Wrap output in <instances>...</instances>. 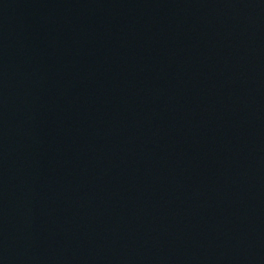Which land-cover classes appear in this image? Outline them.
Segmentation results:
<instances>
[{
    "label": "water",
    "instance_id": "obj_1",
    "mask_svg": "<svg viewBox=\"0 0 264 264\" xmlns=\"http://www.w3.org/2000/svg\"><path fill=\"white\" fill-rule=\"evenodd\" d=\"M0 264H264V0H0Z\"/></svg>",
    "mask_w": 264,
    "mask_h": 264
}]
</instances>
